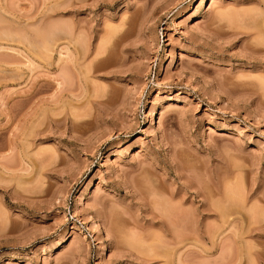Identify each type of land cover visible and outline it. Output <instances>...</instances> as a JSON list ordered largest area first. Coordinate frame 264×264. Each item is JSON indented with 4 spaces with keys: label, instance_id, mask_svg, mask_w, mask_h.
Returning a JSON list of instances; mask_svg holds the SVG:
<instances>
[{
    "label": "rangeland",
    "instance_id": "rangeland-1",
    "mask_svg": "<svg viewBox=\"0 0 264 264\" xmlns=\"http://www.w3.org/2000/svg\"><path fill=\"white\" fill-rule=\"evenodd\" d=\"M0 264H264V0H0Z\"/></svg>",
    "mask_w": 264,
    "mask_h": 264
},
{
    "label": "bare ground",
    "instance_id": "bare-ground-1",
    "mask_svg": "<svg viewBox=\"0 0 264 264\" xmlns=\"http://www.w3.org/2000/svg\"><path fill=\"white\" fill-rule=\"evenodd\" d=\"M212 1H213V0H212ZM62 11H63V10H62ZM62 29H63L62 31H64V32H68V30H64L63 27H62ZM65 29H66V28H65ZM78 31H79V30H78ZM80 31H81V29H80ZM80 31H79V32H80ZM74 32H75V31H74ZM77 33H78V32H77ZM80 33H81V32H80ZM82 33H83V32H82ZM82 33H81V34H82ZM82 35H83V34H82ZM63 43L66 44L65 42H63ZM63 47H64L65 49H67V48H66V45H64ZM105 59H106V58H105ZM105 59H104V60H105ZM107 59L110 60L111 58L109 59V58L107 57ZM101 63L103 64L104 62H101ZM105 64H107V63L105 62ZM125 71H126V70H125ZM136 74H137V76H139V75H140V72H137ZM138 152H139V151H138ZM215 206L218 207V206H219L218 203H215ZM57 243H60V242H57ZM12 255H14V254H10V256H12ZM12 257H14V256H12Z\"/></svg>",
    "mask_w": 264,
    "mask_h": 264
}]
</instances>
